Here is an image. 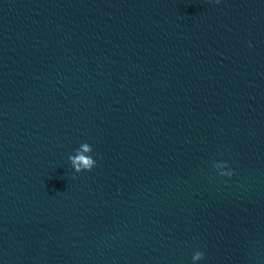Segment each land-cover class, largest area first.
<instances>
[{
    "label": "water",
    "instance_id": "95a60500",
    "mask_svg": "<svg viewBox=\"0 0 264 264\" xmlns=\"http://www.w3.org/2000/svg\"><path fill=\"white\" fill-rule=\"evenodd\" d=\"M0 264H264V165L0 23Z\"/></svg>",
    "mask_w": 264,
    "mask_h": 264
},
{
    "label": "clouds",
    "instance_id": "9594fccd",
    "mask_svg": "<svg viewBox=\"0 0 264 264\" xmlns=\"http://www.w3.org/2000/svg\"><path fill=\"white\" fill-rule=\"evenodd\" d=\"M218 3L219 0H216ZM92 146L88 143H83L79 149H77V155L72 157L70 156L69 159L72 160L73 165L77 169V171H80L81 168L91 170L94 166H96V160L92 158V156H87L84 153L92 152ZM200 254L198 253L197 256L194 257V259H199Z\"/></svg>",
    "mask_w": 264,
    "mask_h": 264
}]
</instances>
